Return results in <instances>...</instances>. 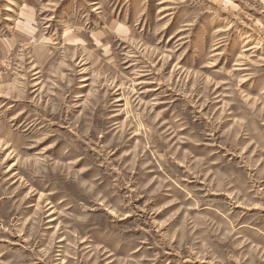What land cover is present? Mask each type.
<instances>
[{
	"label": "rangeland",
	"instance_id": "obj_1",
	"mask_svg": "<svg viewBox=\"0 0 264 264\" xmlns=\"http://www.w3.org/2000/svg\"><path fill=\"white\" fill-rule=\"evenodd\" d=\"M0 264H264V0H0Z\"/></svg>",
	"mask_w": 264,
	"mask_h": 264
}]
</instances>
